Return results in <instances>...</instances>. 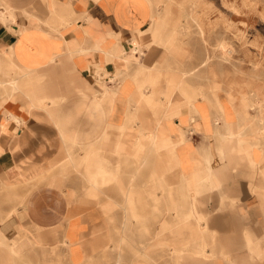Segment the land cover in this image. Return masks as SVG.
<instances>
[{"label":"crops","instance_id":"0c3cea01","mask_svg":"<svg viewBox=\"0 0 264 264\" xmlns=\"http://www.w3.org/2000/svg\"><path fill=\"white\" fill-rule=\"evenodd\" d=\"M189 3L0 0L2 249L60 225L72 264H220L213 236L243 247L251 230L264 257V90L196 84ZM118 246L123 261L101 255Z\"/></svg>","mask_w":264,"mask_h":264},{"label":"rangeland","instance_id":"374dc122","mask_svg":"<svg viewBox=\"0 0 264 264\" xmlns=\"http://www.w3.org/2000/svg\"><path fill=\"white\" fill-rule=\"evenodd\" d=\"M188 1H192V3L189 4L195 6L185 9L190 10V14L196 16L194 22L195 30L193 33V35H195L194 48L190 47L189 50L183 48V58L181 61L179 60L180 63L189 68L194 67L197 63L200 64L197 74L201 77H205L206 75L209 76L210 70L215 72L216 76L212 78V81L217 82L219 88L211 89L210 87H206L205 89L206 93L212 95H224L229 90H231L230 93L236 95L246 93L249 89L246 86L247 83H252L264 90V0ZM200 25L202 27H200ZM200 28L203 30L201 34L199 33ZM220 39L221 41L225 39L224 41L229 44V46H232V53L228 57L229 61L227 60L229 64L223 61L222 55L219 52L218 45L221 42ZM205 51L210 53V55ZM206 58H208L209 68L201 66V62ZM254 63L256 64L255 67H253ZM211 64L213 65L212 69ZM196 84L206 86L207 82L199 78L196 80ZM166 172V174H170L171 169H168ZM58 177L59 169L52 174V179H58ZM215 193L221 194L218 190L215 191ZM220 203H222V200H220ZM220 209L222 210V208ZM221 210H219V212ZM251 221L250 218L245 220L247 223H251ZM257 224L260 225L259 227L261 229H264V215H261L258 221L253 225ZM60 228V225L53 227L50 237L49 239L46 238V241H43L42 237H36V239L40 240L38 241L29 239L27 236L23 235V239L20 238L19 243L14 242V250L17 253L13 257V264H72L68 260L66 242L59 237L60 232L58 231ZM247 237H249L251 241L253 237L251 230H247L244 233L243 238L245 246L238 247L236 246L237 243L236 240H234L235 238L229 241L226 240V243H224L213 236L212 242H216L218 246L222 245V248L228 250L227 259L233 261L231 263L220 264H264V257L258 259L256 256L249 255L248 251L250 248L246 247ZM259 240V243L264 245V235H262V231L260 232ZM255 241L258 240L255 239ZM27 243L36 247L34 249L29 248L26 246ZM218 246H214L213 249H219ZM252 248H254V246H252ZM124 251L125 249L123 246H118L112 251H104L101 255L109 256L110 258H115L116 256L117 260L123 261L126 259ZM216 258L217 260L224 261L223 257L217 256ZM107 260L108 258L106 257L95 260L89 258L87 262L82 264H128L126 262H104ZM237 260H243L244 262L236 263L235 261Z\"/></svg>","mask_w":264,"mask_h":264},{"label":"bare ground","instance_id":"6f19581e","mask_svg":"<svg viewBox=\"0 0 264 264\" xmlns=\"http://www.w3.org/2000/svg\"><path fill=\"white\" fill-rule=\"evenodd\" d=\"M163 6V5H162ZM183 8V7H182ZM166 10H167V8H165ZM168 11V10H167ZM182 11V10H181ZM156 12V11H155ZM170 12V11H169ZM162 13V12H161ZM168 14V13H167ZM166 15V14H165ZM189 17V19H190V21L191 22H195V18H196V16H194V15H191L190 13L189 14H186L185 13V15H183V17ZM163 17V16H162ZM165 17V16H164ZM197 21V20H196ZM182 22V21H181ZM180 22V23H181ZM184 22V21H183ZM200 22V21H199ZM179 24V23H178ZM182 24V23H181ZM185 25V24H184ZM159 27H166L164 24L162 25V26H160L159 25ZM197 27V26H196ZM200 27H202L201 25H200ZM180 27H178V29H179ZM183 28H188V25H186L185 27H183ZM206 29V28H205ZM204 29V30H205ZM175 30V29H174ZM184 30V29H183ZM182 30V31H183ZM209 31V30H208ZM180 32V31H179ZM203 32V30L200 28L199 29V33L201 34ZM206 32V31H205ZM172 34H173V32H172ZM180 34H181V32H180ZM199 35V34H198ZM184 36V35H183ZM203 36V35H202ZM216 36H218V35H216ZM172 37V36H171ZM202 38V37H201ZM226 39V38H225ZM224 39V40H225ZM224 40H222L221 41V39H220V43H219V45H218V49H219V52L221 53V55H222V59H223V61H226L227 62V60H228V57H229V55L232 53V46H229V44H227ZM204 41V40H203ZM202 41V42H203ZM229 43V42H228ZM175 43H173V45H174ZM182 44V43H181ZM176 45V44H175ZM205 46V45H204ZM174 47H176V46H174ZM178 47V46H177ZM182 47V46H181ZM215 47V46H214ZM213 47V48H214ZM214 50H216V49H214ZM181 52V51H180ZM205 52H207V51H205ZM210 52V51H209ZM208 53V52H207ZM168 54V53H167ZM209 55H210V53H208ZM212 54V53H211ZM216 56V55H215ZM210 57V56H209ZM186 58V57H185ZM221 58V57H220ZM168 59V58H167ZM211 61H213V60H211ZM229 61V60H228ZM210 62V61H209ZM214 62V61H213ZM219 62V61H218ZM243 62V61H242ZM216 63V62H215ZM228 63V62H227ZM209 63H208V58H206V59H204L202 62H201V66L202 67H205V66H207ZM229 64V63H228ZM216 65V64H215ZM258 65V64H257ZM256 66V64L254 63L253 64V67H255ZM212 67H213V65H211V69H212ZM218 67V66H217ZM221 68V67H220ZM203 69V68H202ZM252 69V68H251ZM200 70V69H199ZM218 70H220V69H218ZM210 75L209 76H205V79L206 80H211L213 77H215L216 76V73L215 72H213L212 70H210V73H209ZM188 75V73H185V76H187ZM252 76V75H251ZM195 77L197 78V79H204V77H201L199 74H197L196 73V75H195ZM20 79V78H19ZM24 80V79H23ZM14 86V85H13ZM196 94L197 95H201V96H203L204 95V91H203V87L202 86H200V87H197L196 89ZM177 91V92H176ZM175 91V95L177 94H182V91H181V88H179V89H177ZM258 93V92H257ZM261 93V92H260ZM262 95V93L260 94V96ZM176 97V96H175ZM179 98V97H178ZM180 100V99H179ZM244 101V100H243ZM216 133H219V132H216ZM153 135H155V134H153ZM61 150H63V149H61ZM60 154V153H59ZM148 154V153H147ZM150 154V153H149ZM134 161V160H133ZM145 161V160H144ZM154 161V160H153ZM139 164V163H138ZM75 165V164H74ZM137 165V164H136ZM133 170V169H132ZM137 173V172H136ZM119 174V173H118ZM152 174V173H151ZM142 175V174H141ZM120 176V175H119ZM158 180V179H157ZM139 181V180H138ZM165 185V184H164ZM8 187V186H7ZM184 187V186H183ZM133 189V188H132ZM187 193V192H186ZM90 195H91V193H90ZM130 196V195H129ZM128 196V197H129ZM150 196V195H149ZM172 196V195H171ZM171 198V197H170ZM96 199V198H95ZM107 199V198H106ZM190 199V198H189ZM151 202H153V201H151ZM108 203H110V202H108ZM131 204V203H130ZM129 204V205H130ZM107 205V204H106ZM114 205V204H113ZM112 205V206H113ZM98 206V205H97ZM134 206V205H133ZM85 207V206H84ZM177 207V206H176ZM101 210V209H100ZM155 210V209H154ZM189 210V209H188ZM184 211V210H183ZM186 212V211H185ZM184 212V213H185ZM177 214V213H176ZM192 217V216H191ZM191 217H184V219H183V224H184V222L185 223H187L188 222V220H189V218H191ZM195 217V216H194ZM175 218V217H174ZM193 218V217H192ZM178 219H181V218H178ZM200 220V219H199ZM203 220V219H202ZM181 221V220H180ZM190 221V220H189ZM194 221V220H193ZM196 222V221H195ZM173 223V222H172ZM180 224H182V223H180ZM174 226H172V228H173ZM193 228V227H192ZM170 229H171V227H170ZM174 231V230H173ZM22 232V231H21ZM92 232V231H91ZM191 232V231H190ZM169 233V232H168ZM174 233H176V232H174ZM23 234V233H22ZM81 234V233H80ZM88 234H91V233H88ZM170 234V233H169ZM25 236H27V234H24ZM1 236V235H0ZM92 236H93V232H92ZM92 236H90L92 239H93V237ZM188 236V235H187ZM2 237V236H1ZM89 237V238H90ZM168 237V236H167ZM120 238V237H119ZM179 238V237H178ZM181 238V237H180ZM188 238V237H187ZM57 240V239H56ZM65 241V240H64ZM66 242V241H65ZM167 242V241H166ZM2 242H0V244H1ZM159 243V242H158ZM168 243H170V242H168ZM168 243H166L167 245H169ZM184 243V242H183ZM14 244V243H13ZM12 244V245H13ZM159 244H161V242L159 243ZM163 244V243H162ZM176 244V243H175ZM182 244V243H181ZM185 244V243H184ZM183 244V245H184ZM3 245V244H2ZM65 245V244H64ZM125 245V244H124ZM130 245V244H129ZM158 245V244H157ZM165 245V244H164ZM192 245V244H191ZM1 246V245H0ZM5 246V245H4ZM9 246V245H8ZM66 246V245H65ZM174 246V245H173ZM182 246V245H181ZM16 247V246H15ZM143 247V246H142ZM162 247V246H161ZM169 247V246H168ZM183 247V246H182ZM181 247V249H183ZM188 247V246H187ZM186 247V248H187ZM2 248H3V246H2ZM1 247H0V264H13V262H14V260H13V257H14V255L17 253V252H15V250L12 248V247H10V248H4V249H2ZM145 248V247H144ZM167 248V247H166ZM195 248V247H194ZM82 249H83V247H82ZM170 249V248H169ZM172 249V248H171ZM168 250V249H167ZM190 250V249H189ZM188 250V251H189ZM196 250V249H195ZM194 250V251H195ZM203 251V250H202ZM106 252V251H105ZM191 252V251H190ZM83 255H84V253H83ZM82 255V256H83ZM174 256V255H173ZM169 257V256H168ZM150 262V261H149Z\"/></svg>","mask_w":264,"mask_h":264}]
</instances>
